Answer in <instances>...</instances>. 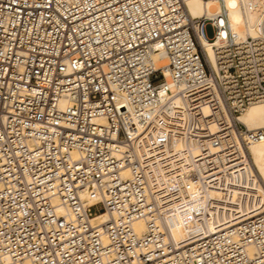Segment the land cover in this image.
I'll use <instances>...</instances> for the list:
<instances>
[{"label":"built area","instance_id":"1","mask_svg":"<svg viewBox=\"0 0 264 264\" xmlns=\"http://www.w3.org/2000/svg\"><path fill=\"white\" fill-rule=\"evenodd\" d=\"M199 25L209 39L221 28L192 20L184 0H0V264H264V213L207 237L171 235L175 219L204 210L193 185L237 168L264 139L240 121L264 102V17L256 38L215 47L216 72ZM177 98L187 200L153 190L133 156ZM83 193L96 201L84 205ZM96 207L110 221L93 228Z\"/></svg>","mask_w":264,"mask_h":264},{"label":"bare ground","instance_id":"2","mask_svg":"<svg viewBox=\"0 0 264 264\" xmlns=\"http://www.w3.org/2000/svg\"><path fill=\"white\" fill-rule=\"evenodd\" d=\"M184 3L192 20L205 17L206 20H214L216 27H221L214 39H209L202 33L201 25L196 27L206 60L215 72L218 71L215 47H222L229 40L239 44L250 37L256 38L264 17V0H225L224 4L218 0H184ZM163 63L165 61L160 64ZM160 96L164 102L167 101L168 94L163 89ZM240 121L249 130L264 128V102L250 105L240 116ZM186 127V105L183 99L177 98L173 105L157 116L151 127L134 144L138 156L133 154L135 159H139L153 190H179L178 194L184 200L191 195L180 189L179 182L189 176L193 168ZM157 133L168 135L166 145L157 146L154 143ZM123 175L129 176V171L125 170ZM192 191L199 194L196 206L204 210L194 222L187 220L185 216L175 219L174 223L169 222L174 240H184L199 228L210 229V233L203 236L207 237L263 214L264 139L248 145V157L240 166L215 179L207 180L205 185L194 184ZM82 201L88 206L96 200L83 193ZM109 221V215L101 212L91 218V225L98 228ZM134 227L140 236L146 233L144 221H136Z\"/></svg>","mask_w":264,"mask_h":264},{"label":"rangeland","instance_id":"3","mask_svg":"<svg viewBox=\"0 0 264 264\" xmlns=\"http://www.w3.org/2000/svg\"><path fill=\"white\" fill-rule=\"evenodd\" d=\"M92 212H93L94 214H98V212H99V207L93 208V209H92Z\"/></svg>","mask_w":264,"mask_h":264}]
</instances>
